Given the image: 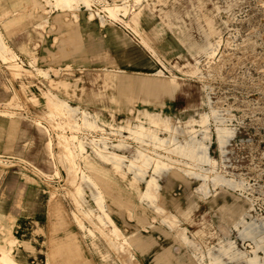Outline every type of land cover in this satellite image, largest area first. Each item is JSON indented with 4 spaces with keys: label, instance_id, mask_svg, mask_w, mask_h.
Returning a JSON list of instances; mask_svg holds the SVG:
<instances>
[{
    "label": "rangeland",
    "instance_id": "rangeland-1",
    "mask_svg": "<svg viewBox=\"0 0 264 264\" xmlns=\"http://www.w3.org/2000/svg\"><path fill=\"white\" fill-rule=\"evenodd\" d=\"M18 1L0 0V25L4 26L10 43L5 46L6 50L0 51V135L8 136V140L0 141V147L10 151L19 149L23 154L13 156L0 152V178L5 169L15 171L14 180L24 187L19 193L17 208L23 209L25 197L28 202L26 213L41 214L42 227L38 231L40 225L36 221V227L27 235L35 246H42L40 260L65 264L63 256L53 258L52 248L61 240L63 232L73 228L78 231L79 241H88L89 247L83 242L84 260L87 259L88 264H244L232 250L224 252L222 249L230 238L236 241L233 250L250 252L252 240L240 238L233 225L242 219L249 223L264 217V0H193L199 6L194 8L202 24L206 26L205 15L210 14L221 32L222 41L217 36L215 39L222 43L211 60L206 59L204 52L199 53L196 42L186 39L189 31L187 0L143 2L141 6L145 9L142 21L139 19L140 28L149 32L156 27L157 33L151 35L152 43L155 47L167 45L166 58L155 65L156 70H162L158 73L148 67L150 65L140 64L146 55L140 46L119 44L97 29L84 27V21L81 24L75 22L73 11H55L51 9V0L50 3L48 0H24V4L14 9ZM91 8L94 13L103 14L104 4L97 2ZM7 10L9 15L4 13ZM82 10L87 14L85 8ZM58 11L66 13L69 21L78 25L79 29L72 31L71 35L80 37L74 52L64 54V57L70 56L71 61L60 67L49 62L54 53L45 44V37L48 39L47 36L55 32L50 18ZM226 37L228 41L224 42ZM81 38L83 44H80ZM0 39L3 42L1 28ZM92 44L96 47L87 51ZM10 50H14L19 58ZM223 55L228 61L219 79L211 75L207 64L220 61ZM112 65L117 69L112 70ZM196 66L201 68L200 75H190V69ZM39 70H45L47 74ZM149 75L157 78L156 82H171L174 92L145 91L151 86L146 79ZM203 85L207 86L203 88ZM203 91L211 96V106L225 118V125L234 131L228 151L222 157L224 162L215 143L209 153L218 160L217 171L226 172L232 178L241 176L246 181L245 187L235 189L234 193L247 196V203L236 214L234 222L225 219L229 216L228 207L209 205L199 188L205 186L215 191L220 185H212L209 179L213 175L212 167L204 164L201 180H195L193 184L192 190L197 198L189 202V196L184 195L179 185L175 188L178 203L167 205V212L176 216L191 243L180 237L181 230L172 231L163 224L161 220L167 213L158 215L155 225L142 230L137 237L123 230L114 234L110 224L103 219L90 188L77 176L69 174L61 163L58 135L72 140L68 144L75 149L77 162L82 166L86 156L94 158L91 141L104 137L111 138L109 145L116 153L126 156L127 160L135 159L131 148L118 144L132 141L129 128L134 124L161 129L145 118L142 110L148 108L159 112L165 120L178 121L185 132L194 128L195 132L198 131L194 133L197 140L207 144L205 127L198 121L201 114L209 113L210 106L201 103ZM57 100L78 108V114L59 116L53 105ZM48 112H53L54 118ZM82 112H90L106 131L84 125ZM111 113L116 116L114 120L110 118ZM187 115L194 121H188ZM209 126L213 142L214 119H210ZM159 134L167 138L169 132L162 130ZM48 138L52 139L54 159ZM80 143L84 144V154H81ZM53 164L59 175L53 173ZM107 168L117 175L124 174L127 182L134 180L133 172L126 165L119 171ZM137 186L144 191L147 181H138ZM2 196L8 198L4 192ZM89 232H93L95 238H88L86 234ZM41 241L44 242L41 244ZM97 252L99 258L95 256Z\"/></svg>",
    "mask_w": 264,
    "mask_h": 264
},
{
    "label": "bare ground",
    "instance_id": "bare-ground-1",
    "mask_svg": "<svg viewBox=\"0 0 264 264\" xmlns=\"http://www.w3.org/2000/svg\"><path fill=\"white\" fill-rule=\"evenodd\" d=\"M97 2H103V14L93 12L91 6ZM143 2H148V0H134L133 3H130L128 0H51V9L55 11H73L75 22L81 24L84 21V27L97 29L103 35L111 36L119 44H127L128 46L135 44L140 46L146 52V55L143 56L144 62L140 64L150 65L148 67L153 68V71L158 73L162 70H156L155 65L162 63V59L166 58L167 45L166 47L165 44L155 47L152 43L151 35L157 33L156 27L149 32L140 28L139 19L142 21L141 15L145 9L144 6H141ZM187 2L189 9L187 10L188 19H186L188 20L189 31L186 33V39L196 42L199 53L204 52L206 59L209 58L211 60V58L215 57L214 55L219 50L220 43H222L220 42L222 41L220 39V29L216 26L214 18L210 14H203L205 15L206 26L203 25L197 10L194 8L195 6L196 8L199 6L195 5L193 0H187ZM151 5L156 9L154 1H151ZM82 8H85L87 14H84ZM75 11H78V13H75ZM4 13H8V10ZM95 17H97L96 21ZM167 24L169 26V23ZM95 26L97 27L95 28ZM216 36L220 41L215 39ZM227 41L228 37L224 39V42ZM243 43L246 44L245 40ZM255 44L256 42L253 43V46ZM93 47H96L95 44H92L87 51H90ZM2 50H6V48L0 39V51L2 52ZM10 52H13V55L17 54L14 50H10ZM111 61L114 64L113 60ZM226 61L228 60L225 55L218 62L211 63L209 61L207 68L209 72H212L211 75L213 77L219 79L222 77ZM111 67L112 70L117 69L114 65ZM200 69V66L191 68L190 75L199 76ZM39 71L44 75L47 74L45 70ZM152 75L146 77L148 85L151 86L147 87L145 91H152L154 93L160 90L169 93L174 92L170 84L171 82L169 83L165 80H158L156 82L157 78L151 77ZM206 86L203 85V88ZM210 97L206 91H203L201 103L202 105L210 106L209 113L201 114L198 120L205 127L204 136L209 141L207 144L204 141L197 140L194 133L198 131L195 132L194 128H190V130L185 132L178 121L174 122L172 119L165 120L159 112L150 111L148 108L142 110L145 118L150 119L153 125H159L161 129H150L144 125L134 124L132 128H129L132 141H123L118 144L120 147L131 148L134 151L135 159L127 160L126 156L116 153L112 149V145H109L111 138L104 137V139L91 141V145L93 146H91V154L95 159L86 156V160L82 166L77 162L78 157L75 149H72L69 145L72 140L70 139L69 141V138L65 135H58L57 145L61 148V163L69 174L77 176L81 183L86 184L90 188L91 194L103 213V219L110 224L111 231L114 234L123 230L126 233L131 232L133 237H137L142 230L155 225L158 215L167 213L161 220L163 224L172 231L181 230L180 237L186 243H191L186 237L185 230L180 228L176 216L167 212V205L169 203H178L175 200V188L179 185L183 188L184 195L187 194L189 196V202L197 198V195L192 190L193 184L195 180H201L204 164L212 167L213 175L212 178H209L213 182L212 185H220V189L215 191H211L209 187L205 186L199 188V192L203 194L209 205L212 207H228L229 216L225 218L228 222H234L236 214L242 211L243 206L248 201V197L244 196L243 193H234V190L245 187L246 181L241 176L232 178L226 172L217 171L218 160L209 153L212 143H215L219 157L224 162L222 157L226 155L228 151L227 146L234 133L230 127L225 125V122H227L225 118L218 113L215 107L211 106ZM53 105L55 112L59 111V116L64 114L75 116L79 111L78 108H74L62 100L54 101ZM48 113L51 116L53 115V112ZM115 117V114L111 113V120H114ZM81 118L83 124L87 127H93L103 132L106 131L102 126L100 127L97 124V121L93 119L90 112H82ZM187 118H189L188 121H194L188 115ZM210 119H214L215 121V139L213 142L212 134L209 132ZM50 121L52 124V120ZM162 130L169 132L167 138L160 136L159 131L162 132ZM72 138L75 139V136L73 135ZM52 144V139L48 138V146L53 158ZM80 148L81 154H84V151H82L85 150L83 143H80ZM126 160L127 163H124ZM125 165L134 174L132 182H127L124 174L120 173L117 175L116 172L114 173L107 168L109 166L115 169V171H119ZM53 168V173L59 175L58 169L54 164ZM71 175L69 178H71ZM205 179L207 178L205 177ZM143 180L147 181V187L144 191H141L137 186V182ZM162 180L164 181L163 184ZM80 182H78L79 185H81ZM233 227H237L240 238L252 240V243H250L253 247L250 252H238L233 250L236 248V241H231L230 238H227L222 250L224 252L232 250L233 255L238 256L244 264H264V217L260 220H251L249 223L242 219L235 222ZM86 236L88 238H95L93 232H89ZM77 242L80 244L78 238ZM60 252V247L53 248V253L57 256H60ZM260 252L263 254H260ZM72 260H75L73 256ZM217 260L218 258H216ZM0 261L4 264H16L9 254L6 253L1 254Z\"/></svg>",
    "mask_w": 264,
    "mask_h": 264
},
{
    "label": "crops",
    "instance_id": "crops-1",
    "mask_svg": "<svg viewBox=\"0 0 264 264\" xmlns=\"http://www.w3.org/2000/svg\"><path fill=\"white\" fill-rule=\"evenodd\" d=\"M23 2L24 0L18 1L14 9H17L18 5L24 4ZM62 13L63 12H56L52 18H50V20L53 19L55 32L53 35L47 36L48 39L45 37L47 48L54 53V59L49 58V62L59 64V67L65 62L71 61L70 56L64 57V54L70 55L73 53L75 47L78 46V39L80 38L71 35L72 31L74 32L76 29H79L78 25L69 21L66 13ZM0 28L3 42L7 47L10 44L8 34L4 31L3 25H0ZM82 38L80 44H83ZM86 43L87 39L85 38V44ZM5 139L8 140V136L6 137L4 134H1L0 141ZM0 152H5L9 155L23 154L19 149L10 151L3 146L0 147ZM0 171L2 170L0 169ZM14 178H16L15 171L9 169H5L0 178V256L3 253L9 254L16 264H51L50 260H47V262L46 260H40V253L43 252L42 246H35L30 236H27L28 233L36 227V221H38L40 225L38 231L40 227H42V223H40L41 214L36 212L26 213L25 206L28 202L25 200V197L23 199V209L20 211V207L17 208L20 201L19 193L24 187L21 182H16ZM2 192L8 195L7 199L6 197L3 198ZM77 232L78 231L73 228L66 230L63 232L64 234H62L61 240L53 247L61 248L60 256L65 258V264H88L87 259L84 260L86 255L84 254L83 245V242H86L88 245V241L80 239L79 244L77 242L79 236ZM43 242L44 241H41V244ZM52 254L54 259L58 257L53 253V250ZM72 256L75 260H72ZM95 256L99 258L98 252ZM0 264L4 263L0 261Z\"/></svg>",
    "mask_w": 264,
    "mask_h": 264
}]
</instances>
